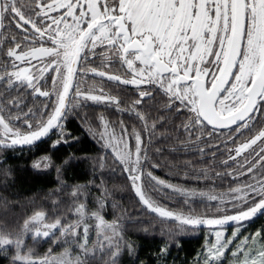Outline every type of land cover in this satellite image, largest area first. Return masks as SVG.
I'll return each mask as SVG.
<instances>
[{
  "label": "snow or ice",
  "instance_id": "6c2138e0",
  "mask_svg": "<svg viewBox=\"0 0 264 264\" xmlns=\"http://www.w3.org/2000/svg\"><path fill=\"white\" fill-rule=\"evenodd\" d=\"M82 138L95 157L55 156ZM40 143L30 167L54 187L15 227L19 199L0 194L8 264H148L139 239L157 236L151 264H169L199 231L192 264H264V224L248 230L264 216V0H0V153ZM82 160L90 179L70 185Z\"/></svg>",
  "mask_w": 264,
  "mask_h": 264
},
{
  "label": "trees",
  "instance_id": "16d2710c",
  "mask_svg": "<svg viewBox=\"0 0 264 264\" xmlns=\"http://www.w3.org/2000/svg\"><path fill=\"white\" fill-rule=\"evenodd\" d=\"M88 112L90 115H95L94 110L91 108L88 109ZM68 127L73 131V134H80L78 122L76 120H70L68 122ZM47 148V143H40L37 147L33 148L31 152H25L23 155H20L19 153H13L11 151L0 153V167H11L13 169V175L8 178V183L11 185L10 190L0 194L8 196L9 199H19V203L10 205V208L14 209V211H9L7 213V219L9 221L10 227H15V220L17 216L23 218L25 213H30L34 207H37L41 203L44 194L47 193L49 189L54 187V169L50 174H38L30 167L31 159L41 155ZM70 152H76L78 156H88L90 158L97 155L94 142L85 138H82L81 143L72 147H68L67 145L61 146L60 150L55 153V156L59 158ZM177 163L182 166L184 161L180 160ZM89 168L90 164L87 161L82 160L78 163H75L73 166L68 168L67 172L65 173L68 183L70 185L74 183H87L90 179ZM157 174L161 177H165L166 175L164 171H158ZM104 176L108 180L107 187L112 192V195L116 198L123 197L122 207L128 211H131L132 209L128 202L127 194L120 190L122 181H120L119 177L117 176L114 178L107 171L104 172ZM171 179L174 183H182L189 186L195 185L194 181H184L180 175H174L171 177ZM2 183L3 177L0 176V187H2ZM92 191L95 195L99 194V191L95 188H93ZM31 199L36 200L35 205L29 203V200ZM44 203L50 208L49 201H44ZM91 203L92 197L89 198L90 206ZM20 204H23L24 207L21 208ZM195 207L201 211L206 210L205 205H202L199 201H196ZM110 211L111 209H109V212ZM105 215L107 219H112L110 214L106 213ZM4 218L3 210L0 208V219ZM262 224H264V216L258 217L255 222L251 224V227L248 230L254 232ZM204 235L205 233L203 231H199L179 237L182 243L179 248L176 246L171 248V254L168 257L169 264H173V261L175 264H190L196 256L197 251L203 245ZM28 243H31L30 239L28 240ZM139 244L141 247L139 253L140 256L144 258L148 264H151L152 254L160 247V237H140ZM48 247L49 244L45 243L43 244V247H38V251L43 253L47 251ZM59 250L60 249H57V251ZM0 264H8V262L4 257H0Z\"/></svg>",
  "mask_w": 264,
  "mask_h": 264
},
{
  "label": "flooded vegetation",
  "instance_id": "af4514ba",
  "mask_svg": "<svg viewBox=\"0 0 264 264\" xmlns=\"http://www.w3.org/2000/svg\"><path fill=\"white\" fill-rule=\"evenodd\" d=\"M91 109H92V108H91ZM119 118H120V117H119L118 114H115V115L112 116V119H113V120H118Z\"/></svg>",
  "mask_w": 264,
  "mask_h": 264
},
{
  "label": "rangeland",
  "instance_id": "374dc122",
  "mask_svg": "<svg viewBox=\"0 0 264 264\" xmlns=\"http://www.w3.org/2000/svg\"><path fill=\"white\" fill-rule=\"evenodd\" d=\"M230 231H231V229L229 230L228 229V232H227V234H229L230 235ZM247 234V233H246ZM194 259H195V257H194ZM194 259L191 261V263L190 264H192V262L194 261Z\"/></svg>",
  "mask_w": 264,
  "mask_h": 264
}]
</instances>
